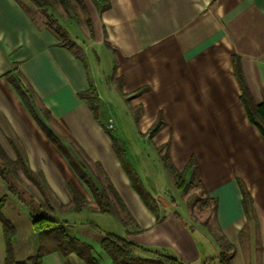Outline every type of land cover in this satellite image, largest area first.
I'll use <instances>...</instances> for the list:
<instances>
[{"label":"crops","instance_id":"obj_1","mask_svg":"<svg viewBox=\"0 0 264 264\" xmlns=\"http://www.w3.org/2000/svg\"><path fill=\"white\" fill-rule=\"evenodd\" d=\"M81 1L84 8L77 13L85 15L83 26L78 17L60 20L78 46L76 56L37 19L44 17L40 9L28 1L0 0V147L6 156L42 174L50 215L91 245L99 264H111L100 247L106 232L185 264L215 258L225 248L218 241L223 236L234 249L232 264H264V140L248 120L232 64L237 57L253 100L264 104V0H110L104 11L92 0ZM17 76L30 88L31 107L12 82ZM87 97L97 105L95 114ZM108 98L124 104L138 140L148 141L157 158V149L168 143L177 172L194 160L199 187L216 203L211 228L191 225L188 207L181 199L160 198L156 182L147 181L156 212L144 204L111 137L141 180L142 156L122 146L119 127L105 110ZM158 116L164 126L150 136ZM41 124L62 143L75 141L101 166L131 218L127 228L96 210L91 190ZM68 183L87 202L85 209H69ZM241 186L251 198L247 212ZM21 217H5L15 230L16 261L38 247L29 212L24 227L30 222L31 230L21 227ZM5 257L0 224V264ZM42 264L87 263L74 253L51 251Z\"/></svg>","mask_w":264,"mask_h":264},{"label":"trees","instance_id":"obj_2","mask_svg":"<svg viewBox=\"0 0 264 264\" xmlns=\"http://www.w3.org/2000/svg\"><path fill=\"white\" fill-rule=\"evenodd\" d=\"M36 8L40 9L46 20L44 26L52 32L59 40L60 46L68 48L76 56H79L76 49L78 48L76 42L70 37L68 29L61 23V17H56L54 14L55 7L61 6L65 12L67 18L74 19L78 17L77 9H83L81 0H27ZM99 11L106 10L110 5V0H92ZM88 22V21H87ZM90 30V29H89ZM91 31V30H90ZM232 64L234 74L238 85L240 87L241 95L240 100L244 106L248 120L257 127L263 140H264V104L256 103L248 89V86L244 80L240 63L237 57L232 58ZM12 82L24 102L31 107L32 95L30 88L25 84L20 76L12 78ZM143 89L139 90L140 93ZM89 93L92 94V98H95L96 94L94 90L90 89ZM90 108L96 113L97 105L94 100H90L87 97ZM164 125L161 118H158L149 128V135H155ZM47 136L51 141L60 149L62 154L68 160L76 174L86 183L91 190L94 201L96 204V210L99 213L110 214L116 216L123 226L127 228L131 218L129 214L112 186L111 182L103 172L101 166L97 163H93L83 149L72 139H66L69 145L75 152L69 150V148L62 143L51 131H49L44 125H42ZM113 149L120 161L122 168L124 169L131 187L140 196L144 204L152 211L156 212V203L152 195L145 189L139 176L135 172V169L131 162L126 157L124 149L118 144L114 137H111ZM160 154V158L163 162L165 169L169 172L171 177L175 180V186L180 190H186L190 186V182L184 185V180L187 176L190 179L196 178V164L191 159L183 171L177 172L172 166L171 160L168 155V143L157 149ZM77 156V157H76ZM19 171H22L24 175L32 179L31 181L36 184L37 189L40 191V200L37 202L31 194V201L27 200L20 191L10 184L7 176L18 179ZM37 178L39 182H35L33 179ZM0 180L6 186L8 194L16 197L29 209V216L33 230L37 233L39 238V244L34 255H31L25 260L16 261L12 252L11 241L15 235V230L12 224L3 216L2 209L6 201V195L0 197V224L3 229L5 239V252L6 257L4 264H42V258L45 254L51 251H59L63 255L69 253L76 254L87 264H99L97 258L94 255L91 245L82 242L72 237L66 229L63 222L57 221L49 213L46 200L42 199L45 196L46 184L43 176L40 173H33L26 169L24 162L18 158L16 160L9 159L2 148L0 147ZM197 180V179H196ZM197 183L199 184L198 180ZM66 189L70 195V207L72 211H81L87 207V202L76 189V187L68 183ZM242 194V205L247 212L249 204L251 202L250 195L243 188L240 187ZM35 201V202H34ZM33 203H37L36 206ZM216 203H213V210ZM212 210V211H213ZM51 236H56L57 242L51 247H47L44 244L46 239ZM218 241L225 247L215 258L206 260L203 264H232L231 259L234 254V249L226 243L223 236L218 237ZM100 247L102 251L110 258L111 264H185L181 260L171 257L159 252H153L143 246H139L136 243L128 240L126 237L119 236L117 234L106 232L103 234ZM139 252L142 255H138ZM145 254V255H143Z\"/></svg>","mask_w":264,"mask_h":264},{"label":"rangeland","instance_id":"obj_3","mask_svg":"<svg viewBox=\"0 0 264 264\" xmlns=\"http://www.w3.org/2000/svg\"><path fill=\"white\" fill-rule=\"evenodd\" d=\"M23 2H27V0H20ZM54 14L56 17H61V21L63 23L66 22V14L61 8V6L55 7ZM84 14L82 12L78 13V18L80 21V25H84ZM38 20H41L44 22L46 20V17L43 16H36ZM65 21V22H64ZM77 53H79V49L75 48ZM108 78H112V73L109 74ZM114 82L117 84V80L114 79ZM139 94V93H136ZM105 110L108 114H110L116 121L119 132H117L118 135L121 137V143L122 146L126 149L128 154L132 153H138L140 152L141 156L140 161L138 164V167L140 168V173L142 176L141 180L142 184L146 188V190L151 194V189L147 187V181L148 183H158L161 187L159 188V196L162 199H175L179 200L181 199L182 202L188 207L189 214H190V224L191 225H198V223H203L207 228H211V222H212V210H213V204L211 201L208 200L206 195L203 193L202 189L199 187V184L197 183L196 178L190 179L189 176H187L184 180V185L190 182V186L186 190H180L175 186V180L171 175H168V171L165 170V167L163 165V162L161 159L157 158L153 151L150 150V145L148 141H140L138 140V132L134 131V125H130L128 120L126 119V112L124 110V104L113 102L112 100H105ZM128 110V108L126 107ZM135 115L137 116L139 114V111L134 110ZM158 118H161V116H158ZM157 118V119H158ZM156 119V120H157ZM155 120V121H156ZM164 122V121H163ZM164 126V125H163ZM149 134V131H148ZM65 145L69 148V150L76 155L73 148L69 145L67 140H63ZM162 147V146H160ZM159 147V148H160ZM77 157V156H76ZM168 172V173H167ZM139 176V175H138ZM170 176V177H169ZM8 181L10 184H12L16 190L23 193L22 195L27 199L31 201V194L34 197L35 201H39L40 191L37 189L38 186L34 182H32L30 178H28L22 171H19L18 179H13L11 176H7ZM140 178V177H139ZM35 182H39L37 178L33 179ZM47 194V191H45V196ZM2 195H6L7 199L5 201L4 207L2 209V214L7 219H13L15 217H21V227L24 229L31 230L30 222L28 225L25 224L24 227V220L25 216H27V212H29V209L27 206L20 203L14 196L8 194L6 190V186L1 182L0 180V197ZM152 195V194H151ZM34 201V202H35ZM35 206L37 203H33ZM181 211V210H179ZM26 219H28L26 217ZM29 220V219H28ZM14 223V222H13ZM195 225V226H196ZM57 242L56 236H51L49 239H46L44 241V244L49 248L53 244ZM37 244H39V238L37 239Z\"/></svg>","mask_w":264,"mask_h":264},{"label":"built area","instance_id":"obj_4","mask_svg":"<svg viewBox=\"0 0 264 264\" xmlns=\"http://www.w3.org/2000/svg\"><path fill=\"white\" fill-rule=\"evenodd\" d=\"M108 128H112V124H109V125H108Z\"/></svg>","mask_w":264,"mask_h":264}]
</instances>
